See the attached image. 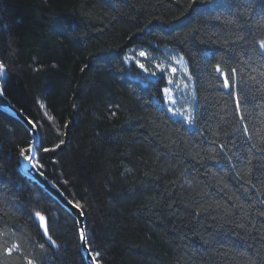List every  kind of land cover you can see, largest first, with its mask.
<instances>
[{
  "label": "trees",
  "instance_id": "trees-1",
  "mask_svg": "<svg viewBox=\"0 0 264 264\" xmlns=\"http://www.w3.org/2000/svg\"><path fill=\"white\" fill-rule=\"evenodd\" d=\"M112 3L115 7L106 0H0V59L8 64L3 91L38 128L36 160L44 166L38 169L85 205L89 243L101 254V264H247L237 253L254 255L257 242L239 239L228 225L210 227L207 214L197 223L187 208L191 189L181 177L193 169L185 175L209 184L207 199L223 203L238 192L240 181L225 175L227 189L212 187L215 180L205 170H221L193 155L211 147L219 151V143L228 144L230 154L250 143L264 144V89L250 82L237 112L232 93L239 85L224 88L213 67L218 61L237 67V82L248 74L247 68L239 72L244 66L238 58L230 59L221 43L212 42L214 33L223 39L225 31L211 17L244 7V0H215L207 11L201 3L189 7V0ZM261 3L247 5L255 20L264 18ZM140 51L147 56L140 57ZM181 55L188 72L176 62ZM125 56L131 57L127 63ZM173 66L177 71L171 74ZM164 88L172 90L174 104ZM188 107L197 116L193 127L168 111ZM61 139L65 146L43 150ZM31 141L30 130L0 108V253L13 244L20 247L11 256L0 254V264H26L24 257L36 264L53 259L88 264L75 216L20 169V149ZM165 153L166 160L157 159ZM145 185L149 191H143ZM165 192L171 199L153 206L150 198ZM37 211L46 217L58 249L43 236Z\"/></svg>",
  "mask_w": 264,
  "mask_h": 264
},
{
  "label": "snow or ice",
  "instance_id": "snow-or-ice-1",
  "mask_svg": "<svg viewBox=\"0 0 264 264\" xmlns=\"http://www.w3.org/2000/svg\"><path fill=\"white\" fill-rule=\"evenodd\" d=\"M121 2H125V0H121ZM253 2L254 0H244V7L239 8L234 12H219V14L211 17L218 21L220 28L225 31L223 39H221L218 34L214 33V35L217 36V39L212 42L221 43L229 54L230 59L238 58V63L244 66L239 69L240 73L244 72V68L248 69L246 78L241 75L240 80L237 82L238 68L229 66L227 61H223V57V63L218 61L213 66L214 71L220 73L223 77L224 88L233 89L239 85V89L232 93L235 98L234 102L237 112L241 109L242 94L245 101L247 100L250 91V82L251 84H260V89H264V83H261L258 79V76L264 78V18L259 20L253 19L254 9L247 6ZM106 3H108L110 7H115L112 0H106ZM197 3L205 5V11H207V6L210 4L214 5L215 0H189V7ZM261 10L264 12V3H261ZM139 56L146 57L147 53L145 51H140ZM130 59L131 57L125 56L123 62L127 63ZM173 59L176 58L174 57ZM176 62L182 64L183 70L188 72L187 62L182 55ZM135 64L144 72H148L144 63L136 60ZM156 67L161 71L164 70L160 68L159 64H157ZM7 71V62L0 59V76L6 75ZM176 71L177 69L175 67L171 68V72L175 73ZM150 75L155 76L156 73H150ZM189 79H191L190 75ZM162 91L167 97L168 102L174 104L175 101L171 95L172 90L164 88ZM41 107L43 108L44 105H41ZM75 107L76 105L73 104V108ZM109 107L111 108V105ZM168 111L172 112L174 115L182 117V120L190 127L195 126L197 123V116L194 108L188 107L184 110L169 108ZM112 115L114 116L116 113L112 112ZM48 119L53 120V117L48 116ZM241 119H243V117H241ZM28 123L32 125L33 128L36 127L32 121L29 120ZM56 131L59 133L60 130L57 129ZM244 132H248L247 126L244 127ZM225 135L228 134L225 133ZM248 140L250 141L251 137H248ZM34 142L39 143L38 141H35V137ZM216 143V141H213V144ZM65 145L66 141L61 139L53 148H44L43 150L45 152H52ZM33 147L34 145L30 143L26 149H20V156L25 161H34V154L32 152ZM218 147L219 151L216 147H211L204 155L197 152L193 155V159L198 160L201 163L205 160L214 161L216 167L220 169L221 172L223 169L227 168L228 171L223 172V174H221V172L210 173V170H205L204 175L208 176L211 174L215 180V184L212 185V187L222 186L221 190H223L229 187V185L224 182L223 176L234 174V176L240 181L238 192L229 195L227 200L223 203L216 200L209 201L207 198L210 196V192L208 191L210 185H200L198 182L194 183V177L189 178L188 175H185V173H190L193 169H185L184 172L181 173L183 184L187 186L188 189H191L188 197L190 203L187 204V208L191 211V214L193 218L197 220V223H199V217L207 214L212 220V225H210V227L215 226L223 229L225 225H228L230 226L229 231L239 239L244 241H256L257 247L255 248L254 255H249L247 252H239L237 255L244 258L247 261V264H264V199L261 198V196H264V144L250 143L243 152L237 151L231 154L228 144L219 143ZM168 155V153H165L163 156H157V159L166 160ZM237 165H240V167L238 168ZM32 166L34 168L44 167L38 160L34 161ZM168 167L175 168L176 165L169 163ZM131 171V168H125V172ZM165 171H167V168ZM124 174L125 173H121V175ZM40 175H43V173L41 172ZM217 177H219V179H217ZM149 184L155 186L157 190H159L158 184H153L151 181ZM149 190V185H145L143 191ZM166 197L167 199H171V197L167 195V192L161 193L159 199L155 196L150 199L153 206H156L160 203V200L165 199ZM68 203L76 210L78 217L77 223L81 224L77 230L81 247L85 253L90 255V260L94 262V264H101V261L98 259L101 254L98 251H91L92 245L89 243L90 237L87 232V227L82 223L81 218L85 215V205L80 202L72 201H68ZM174 203L175 202L173 201L172 203L167 204L169 210L173 208ZM213 211L216 212V215H212ZM35 217L39 218V227L42 228L43 236L46 237L51 246L58 249L60 245L57 244L56 240H54L49 234L46 217L38 211L35 212ZM204 244L211 247L210 240L204 241ZM44 247V244L40 245L41 249H44ZM19 250V245L13 244L10 247H4L3 253L0 254L11 256L14 251ZM24 259L26 264H36V261L32 258L24 257ZM51 264H55V259L51 261Z\"/></svg>",
  "mask_w": 264,
  "mask_h": 264
},
{
  "label": "water",
  "instance_id": "water-1",
  "mask_svg": "<svg viewBox=\"0 0 264 264\" xmlns=\"http://www.w3.org/2000/svg\"><path fill=\"white\" fill-rule=\"evenodd\" d=\"M0 108L2 110H4L5 112H7L8 114H10L11 116L20 120L30 130V133L32 136V143L31 144L34 145L32 152H33V154H35L36 143L34 142V137H35V141L39 140L38 128H37V126L35 128H33L32 125H30L28 123L29 120L30 121H32V120L26 114H24L22 111H20L14 104H12L11 101L5 96V94L3 92V82L1 80V77H0ZM32 164H33V161L32 162L25 161L22 158V165L20 167L21 171L23 173H25L26 175L30 176L31 178H33V179L36 178L37 180H41L44 184H46L45 189L47 191H49L59 201V203H61L65 208H67L78 220L76 210L68 203L69 200L62 194L60 189L54 183H50L42 175H40L37 168H34L32 166ZM81 219H82L83 225L86 226L85 215ZM78 225H79V227L81 226V224H79V223H78ZM85 254L90 259V255L88 253H85ZM90 263L94 264V262H92V261Z\"/></svg>",
  "mask_w": 264,
  "mask_h": 264
},
{
  "label": "bare ground",
  "instance_id": "bare-ground-1",
  "mask_svg": "<svg viewBox=\"0 0 264 264\" xmlns=\"http://www.w3.org/2000/svg\"><path fill=\"white\" fill-rule=\"evenodd\" d=\"M1 77V76H0ZM1 80H2V78H1ZM3 82V81H2ZM3 86H4V82H3ZM4 92V91H3ZM20 110V109H19ZM21 111V110H20ZM23 112V111H22ZM24 113V112H23ZM25 114V113H24ZM33 121V120H32ZM34 122V121H33ZM35 123V122H34ZM32 137V136H31ZM39 140H40V134H39ZM39 140H38V142H39ZM31 143H32V141H31ZM37 146H38V143H36V145H35V154H34V161L36 160V154H37V152H36V148H37ZM34 161H33V163H34ZM21 165H22V158H21V163H20V167H21ZM37 170H38V172L39 173H43V177L47 180V181H49L50 183H54L59 189H60V191L62 192V194L69 200V201H72V202H75L74 200H72L71 198H69L65 193H64V191L60 188V186L58 185V184H56L55 183V181L54 180H52L51 178H49L43 171H41L40 169H38L37 168ZM23 173V172H22ZM26 177H28L34 184H36V185H38V186H40L41 188H43L45 191H47L46 189H45V186H46V184H44L41 180H37L36 178H31L30 176H28V175H26L25 173H23ZM53 198H55L49 191H47ZM56 199V198H55ZM57 200V199H56ZM58 201V200H57ZM59 202V201H58ZM61 204V203H60ZM62 205V204H61ZM63 206V205H62ZM64 207V206H63ZM67 209V208H66ZM68 210V209H67ZM76 218V217H75ZM85 218H86V216H85ZM76 220H77V218H76ZM82 248V247H81ZM81 251H82V253H83V255H84V257H85V260H86V262L88 263V264H91L90 262V259L88 258V256L85 254V252H84V250H83V248L81 249ZM91 251H92V249H91Z\"/></svg>",
  "mask_w": 264,
  "mask_h": 264
},
{
  "label": "rangeland",
  "instance_id": "rangeland-1",
  "mask_svg": "<svg viewBox=\"0 0 264 264\" xmlns=\"http://www.w3.org/2000/svg\"><path fill=\"white\" fill-rule=\"evenodd\" d=\"M173 67H175V66H173ZM171 68H172V67H171ZM171 68H170V71H169V72L172 74L173 72H171ZM175 68H176V67H175ZM176 69H177V68H176Z\"/></svg>",
  "mask_w": 264,
  "mask_h": 264
}]
</instances>
